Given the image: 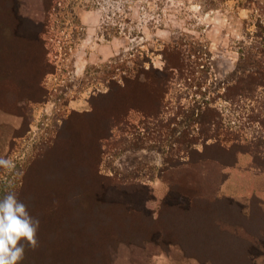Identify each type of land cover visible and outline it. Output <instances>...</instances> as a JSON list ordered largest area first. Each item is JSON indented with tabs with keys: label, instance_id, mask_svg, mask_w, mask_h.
I'll use <instances>...</instances> for the list:
<instances>
[{
	"label": "trees",
	"instance_id": "16d2710c",
	"mask_svg": "<svg viewBox=\"0 0 264 264\" xmlns=\"http://www.w3.org/2000/svg\"><path fill=\"white\" fill-rule=\"evenodd\" d=\"M52 1L43 0L46 13ZM211 4V8L215 7L214 1ZM30 24L32 26L17 15L15 0H0L1 75L5 85H16L10 81L18 79L21 69L32 72L33 77L23 83L36 86V95L28 98L35 102L42 95L40 80L52 67L42 37L44 25ZM118 33L116 29L112 35ZM255 36L261 37V41L252 44L239 57L234 70L216 86L208 84L209 53L194 37H189L188 42L179 39L165 46L162 69L146 68L142 64L138 70L140 75L123 77V87L111 79V139L113 128L122 121V114L114 102L123 97L128 109L140 112L147 120L158 121L155 125L161 140L166 135L173 136L166 150L165 142H160L159 150L161 154L164 152V157L158 178L168 188L157 212L146 205L154 199L152 189L136 175L104 176L100 173L101 141L108 138L110 130L106 123L98 134L92 127L88 134L81 132L75 139L72 132V138L63 143L60 164L54 152L58 140L38 150L25 165L17 166L18 187L8 192H15L28 205L30 214L40 220L39 247L35 251L26 249L21 264H31L28 257L32 262L38 254L44 264H51L50 260L46 262L47 254L55 255L56 264H62L61 259L76 258L77 253L86 264H99L103 254L109 261L105 245L143 246L146 242H154L163 249L171 244L179 245L186 256L201 264H251L248 252L241 255L244 253L240 246L246 242L222 232L217 226V221L224 219L239 223L247 208L218 193L227 178L225 169L235 166L240 154H250L253 167L264 171V136L243 141L242 137L224 128L222 113L213 104L217 98L232 104L254 102L257 92L264 88V47L261 46L264 39L261 33ZM173 81L186 83L187 94L198 98L187 108L179 107L175 116L163 123L167 120L161 117L165 98ZM114 91L123 92L122 98L114 96ZM215 91L214 97L208 98L209 93ZM14 93L15 90L11 92ZM246 118L264 130V100L260 107L250 109ZM172 123L173 129L170 128ZM166 127L169 128L164 132ZM64 131L63 136L68 135L71 128ZM79 156L83 157L82 161ZM42 161L49 166L42 174L43 181L29 183L33 170L36 171ZM253 209L259 208L253 204ZM85 244L89 245L86 246L88 251L82 253L80 247ZM55 245L64 250L76 249L68 257L61 254L63 250L53 253Z\"/></svg>",
	"mask_w": 264,
	"mask_h": 264
},
{
	"label": "rangeland",
	"instance_id": "374dc122",
	"mask_svg": "<svg viewBox=\"0 0 264 264\" xmlns=\"http://www.w3.org/2000/svg\"><path fill=\"white\" fill-rule=\"evenodd\" d=\"M15 1L17 15L29 25H44L42 37L52 69L41 78L42 95L35 102L28 98L36 95V86L28 82L26 87L23 83L33 77L32 72L21 69L18 79L10 81L16 85H5L0 72V159L10 160L14 165L11 170L0 167V195L18 187L16 167L29 162L46 144L59 140L54 152L60 164L63 143L72 138V132L77 139L81 132L88 134L92 127L98 134L104 123L111 125V79L123 87V77L138 75L143 65L162 69V51L173 41L188 42L189 37H194L204 44L210 59L208 84L216 86L234 70L239 57L261 41L255 33H261L264 39V0H53L47 13L43 0ZM213 1L215 7L211 8ZM116 29L119 33L113 36ZM187 92L186 83L172 82L161 116L167 119L163 123L179 107L187 108L198 98ZM122 93L113 94L122 98ZM209 94L208 98L214 97L216 91ZM123 98L114 102L122 121L113 128L112 139L109 126L108 138L101 141L99 171L104 176L136 175L152 189L154 199L146 205L157 212L167 192L164 193L165 187L160 182L168 188L158 178L164 157L159 150L160 142H165L166 150L173 136L166 135L161 140L155 125L158 121L147 120L140 112L128 109ZM263 100L264 88L257 92L254 102L232 104L217 98L213 105L222 113L224 128L247 142L254 136H264V130L246 118L250 109L260 107ZM180 119L181 116L177 117V121ZM174 127L170 124L171 129ZM69 128L71 133L63 136ZM79 157L82 161L83 157ZM47 167V162L42 161L33 170L29 183L43 181ZM251 186L247 184L249 190ZM86 246L89 245L80 247L82 253L88 251ZM172 247L163 249L154 242L143 246L105 245L109 261L103 254L98 263L176 264L171 259L175 255ZM52 249L53 253L63 250L61 254L69 257L76 247L64 250L55 245ZM157 253L162 255L160 261L153 258ZM46 256L47 263L50 260L56 264L55 255ZM36 257L32 262L28 257V262L42 264L41 254ZM68 259H61L62 264H86L78 253L76 258Z\"/></svg>",
	"mask_w": 264,
	"mask_h": 264
},
{
	"label": "crops",
	"instance_id": "0c3cea01",
	"mask_svg": "<svg viewBox=\"0 0 264 264\" xmlns=\"http://www.w3.org/2000/svg\"><path fill=\"white\" fill-rule=\"evenodd\" d=\"M225 173L227 178L220 187L219 196L227 197L237 205L246 207L247 211H243L245 217H242V221L239 223H229L224 219L218 220L217 226L222 232L246 242L245 245L240 246L244 253L241 255L244 256L248 252L251 264H264V171L256 170L252 165V156L244 153L238 156V162L235 166L225 169ZM248 183L252 184L250 190L247 188ZM160 185L165 187V193L167 191L166 186L161 182ZM253 204L259 209L254 210ZM170 246H173L172 250L175 252V257L171 258L174 263L201 264L195 258L186 256L179 245L171 244ZM153 258L160 261L162 255L157 253ZM165 258L169 259V257ZM192 258L197 263H194ZM205 264L211 263L206 262Z\"/></svg>",
	"mask_w": 264,
	"mask_h": 264
},
{
	"label": "clouds",
	"instance_id": "9594fccd",
	"mask_svg": "<svg viewBox=\"0 0 264 264\" xmlns=\"http://www.w3.org/2000/svg\"><path fill=\"white\" fill-rule=\"evenodd\" d=\"M0 167L14 168L10 160L0 159ZM40 220L33 217L28 205L15 192L0 198V264H21L26 249L39 247Z\"/></svg>",
	"mask_w": 264,
	"mask_h": 264
}]
</instances>
